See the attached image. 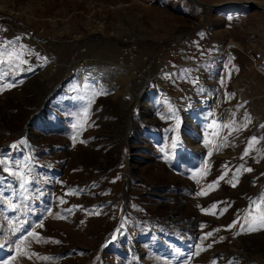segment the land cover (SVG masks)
I'll use <instances>...</instances> for the list:
<instances>
[{"label":"rangeland","instance_id":"rangeland-1","mask_svg":"<svg viewBox=\"0 0 264 264\" xmlns=\"http://www.w3.org/2000/svg\"><path fill=\"white\" fill-rule=\"evenodd\" d=\"M218 10L0 0V264H264V12ZM107 62L95 113L59 90Z\"/></svg>","mask_w":264,"mask_h":264},{"label":"crops","instance_id":"crops-1","mask_svg":"<svg viewBox=\"0 0 264 264\" xmlns=\"http://www.w3.org/2000/svg\"><path fill=\"white\" fill-rule=\"evenodd\" d=\"M201 1H205V2H207V3H209V4H216L217 2H213L212 0H201ZM200 9H201V7H200ZM199 9V11H196V12H201V10ZM224 10H226V8L224 9ZM215 12V16H214V20H213V22H215V20L216 19H223L224 18V21L225 20H227V19H230L229 17L231 16V18H233L234 16H239L240 14H241V12H242V14H244V12L243 11H236V12H233L232 10L231 11H228L227 13H223L222 11L223 10H214ZM203 12V11H202ZM201 12V13H202ZM220 13V14H219ZM235 14H237V15H235ZM233 16V17H232ZM212 25H213V27L215 26L214 25V23H211ZM211 25V26H212ZM210 25L208 26V32H207V35H209L210 33H212L211 31H213V29H210V27H211ZM204 38L205 37H203L202 39H203V41H204ZM209 38H210V43H209V46H210V48H211V51H214L215 49H216V47L218 46V48L217 49H219V50H217L216 49V51L213 53V56H217V52L218 51H224V49H223V46H222V44L220 45V43H219V41H217V40H215V39H212L211 37H210V35H209ZM45 39H47V38H45ZM50 46L51 45H55V43L56 42H60L61 43V41L59 40H55L54 42H52L53 40H51L50 39ZM213 41V42H212ZM231 43V42H230ZM194 44V43H193ZM28 45V44H27ZM189 46V45H188ZM60 47H67V48H69V46L68 45H64V44H59V46H57L56 47V55L54 56V57H56L57 55H58V53H59V51H60ZM198 47V46H197ZM201 47H203V50H207V49H205L204 48V46H202L201 45ZM214 47V48H213ZM44 48V47H43ZM227 48V47H226ZM211 51L210 52H207V51H204V52H206V53H204L203 54V56L204 55H209V53H211ZM49 53V52H48ZM116 54H114V56H115ZM62 57H64L63 59H65V61H67L66 59H67V56H69V52L67 53L66 51H64L63 52V55H61ZM192 58V56H187V59L189 60V59H191ZM59 59V58H58ZM205 59H207V57H202L201 59H199V60H196V61H203V60H205ZM222 60V57H220V55L219 56H217L215 59H212V60H209V61H213V60ZM61 60V59H60ZM61 61H64V60H61ZM70 61H72V60H70ZM205 61H208V60H205ZM85 65H89L90 63H84ZM84 65V66H85ZM106 65H109V67H110V70L112 71V73H114L115 75H117L118 76V78H116L115 80V82H117V85L116 84H114V85H110L111 83H113V81H112V79H111V77H110V79H111V82H109L110 84H108V83H106L105 82V79H106V75H107V78H108V71L107 70H104V69H102V67L101 66H94V69H90V68H88V69H84V70H81L80 69V67H78V68H74L72 71H71V74H70V76L67 78V79H64V81L61 83V85H60V88H59V90L60 91H63L64 90V88L66 87H70V88H72V87H76V86H80L81 88L82 87H84L86 84H87V89L89 90V93H90V95L88 96L87 94V96L90 98V100H91V102L93 103V112L95 111L96 112V107H94V106H96V104L98 103V99L100 98L99 96H98V93L97 92H101V89L102 88H100V87H103V89H108V93H106L105 95H111V93H112V90L114 91V90H116V86H121L120 85V83H121V81H123L122 79H121V77L122 76H124L126 79H127V76H125V75H122V72H121V70H119V68H117L116 67V65L114 64V63H112V62H110V63H106ZM83 68H85V67H83ZM104 68V67H103ZM44 69V68H43ZM46 70V68L43 70V72ZM118 70V71H117ZM252 70V68H250L249 67V72ZM121 72V73H120ZM43 75H44V73H43ZM45 77V76H44ZM113 77V76H112ZM46 78V77H45ZM114 79V78H113ZM125 80V79H124ZM104 85H105V87H104ZM125 88H128V87H126V85H125ZM137 89V88H136ZM158 89H159V87H157L156 89L155 88H153V87H151L150 89H148L149 90V93H148V95L149 96H153V95H156V93H155V90L156 91H158ZM154 91V92H153ZM259 93L261 94V98H264V92L260 89L259 90ZM104 95V96H105ZM137 95V94H136ZM132 96V95H131ZM130 99H131V97H130ZM132 100V99H131ZM130 100V101H131ZM52 109V108H51ZM94 112V113H95ZM49 114V113H48ZM48 116V115H47ZM46 116V117H47ZM45 118V117H44ZM153 134V133H152ZM64 137V136H63Z\"/></svg>","mask_w":264,"mask_h":264},{"label":"water","instance_id":"water-1","mask_svg":"<svg viewBox=\"0 0 264 264\" xmlns=\"http://www.w3.org/2000/svg\"><path fill=\"white\" fill-rule=\"evenodd\" d=\"M193 2L197 3L198 5L202 6V7H205L209 10H217L219 8H221L222 6H225V5H238V6H247V7H250L252 10H259V11H262L264 12V8L263 7H260V6H257L249 1H246V2H243V3H228V4H224V5H209V4H205L199 0H193ZM35 116V115H33ZM28 141H31L29 138H28ZM30 148V147H29Z\"/></svg>","mask_w":264,"mask_h":264},{"label":"bare ground","instance_id":"bare-ground-1","mask_svg":"<svg viewBox=\"0 0 264 264\" xmlns=\"http://www.w3.org/2000/svg\"><path fill=\"white\" fill-rule=\"evenodd\" d=\"M20 39H23L24 40V42L25 43H30V42H33V41H35V39L34 38H31V37H28V35L26 36L25 35V37H24V35L23 36H21V38ZM33 40V41H32ZM36 42V41H35ZM34 43V42H33ZM38 44V43H37ZM37 48H40V49H43V47L41 46V45H39L38 44V46H37ZM46 54V56H48V54H47V52L45 53ZM132 55V54H131ZM84 57V56H83ZM49 58H51V57H49ZM54 61H61L60 59L58 60L57 58L56 59H54ZM65 61V60H64ZM81 61H85V60H81ZM55 64H57V62L55 63ZM85 65V64H84ZM83 65V66H84ZM85 67V66H84ZM60 71H62V69L60 70ZM159 77V76H158ZM159 79V78H158ZM155 80V79H154ZM148 86H149V84H148ZM49 92H51V91H49ZM48 92V93H49ZM48 100V99H47ZM47 102V101H46Z\"/></svg>","mask_w":264,"mask_h":264},{"label":"flooded vegetation","instance_id":"flooded-vegetation-1","mask_svg":"<svg viewBox=\"0 0 264 264\" xmlns=\"http://www.w3.org/2000/svg\"><path fill=\"white\" fill-rule=\"evenodd\" d=\"M42 118H43V117H42ZM157 138H158V137H157ZM27 142L30 143V141H28V138H27ZM12 145H13V146L16 145L15 147H20L21 150L23 149V148H22V144L13 143ZM12 145H10L9 148L13 147ZM4 149H5V148H3L2 151H4ZM22 151H23V150H22Z\"/></svg>","mask_w":264,"mask_h":264},{"label":"snow or ice","instance_id":"snow-or-ice-1","mask_svg":"<svg viewBox=\"0 0 264 264\" xmlns=\"http://www.w3.org/2000/svg\"><path fill=\"white\" fill-rule=\"evenodd\" d=\"M249 171H250V169H249ZM233 186H235V185H233ZM202 194H203V193H202ZM262 219H264V217H262ZM260 227H264V223H262V224L260 225ZM250 230L255 231L256 229H255V228H251Z\"/></svg>","mask_w":264,"mask_h":264},{"label":"built area","instance_id":"built-area-1","mask_svg":"<svg viewBox=\"0 0 264 264\" xmlns=\"http://www.w3.org/2000/svg\"><path fill=\"white\" fill-rule=\"evenodd\" d=\"M151 81H153V80H151ZM165 86V85H164Z\"/></svg>","mask_w":264,"mask_h":264}]
</instances>
